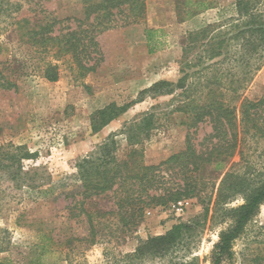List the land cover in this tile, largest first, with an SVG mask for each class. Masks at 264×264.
<instances>
[{
    "label": "trees",
    "instance_id": "16d2710c",
    "mask_svg": "<svg viewBox=\"0 0 264 264\" xmlns=\"http://www.w3.org/2000/svg\"><path fill=\"white\" fill-rule=\"evenodd\" d=\"M147 1L87 0L85 17L74 20L75 28L67 25L57 29L63 22L46 17L41 25L27 26L28 19L16 23L21 39H26L31 47L46 57L55 51L57 63L43 60L46 80L58 81V61L66 57H70L81 77H85L96 73L104 62L99 37L119 27L144 24ZM177 1L179 16L186 14L188 19L216 4V0ZM236 10L237 15L227 25L212 24L189 33L176 83L163 80L143 92L157 97L172 96L171 102L177 104L173 111L186 118L188 133L183 151L157 164L147 163L142 144L150 139L155 128L157 108L153 107L123 131L128 136V148L123 154L114 134L77 162L73 176L77 186L65 194V199L71 200L67 219L80 220L89 227V234L81 241L87 240L88 245L94 246L101 239L125 240L137 231L148 210L198 199L203 205L204 222L211 214L214 222L229 223L210 252V264L235 261L236 242L264 205V153L259 159H252L256 155L252 146L264 144V97L257 102L243 98L254 75L264 68V13L244 0L237 1ZM160 33L156 29L145 32L151 54L162 47V40L156 38ZM0 77L1 87L17 88L1 72ZM84 89L90 94V87L84 85ZM127 110L128 106L112 104L96 111L91 117L92 132H100ZM204 123L211 125L212 132L196 145L195 134ZM35 157V153L23 146L0 148V171L6 176L9 190L20 192L25 186L39 184L24 168L25 162ZM236 157L239 161L233 162ZM103 198L114 200V210H88V204ZM239 199L243 203L234 206ZM101 225L104 227L100 228ZM102 229L107 233L98 237ZM194 229L193 224L179 223L163 234L149 235L140 239L134 252L122 254L112 264H144L164 259L187 246ZM9 236L7 229L0 228V256L12 251ZM44 238L46 242L42 239L36 244L41 252L33 264H41V257L51 252L55 244L48 235ZM72 242L70 237L68 243ZM248 262L264 264V246ZM0 264L15 263L5 257L0 258Z\"/></svg>",
    "mask_w": 264,
    "mask_h": 264
},
{
    "label": "rangeland",
    "instance_id": "374dc122",
    "mask_svg": "<svg viewBox=\"0 0 264 264\" xmlns=\"http://www.w3.org/2000/svg\"><path fill=\"white\" fill-rule=\"evenodd\" d=\"M86 1L0 0V72L17 85V88L5 89L0 82V148L23 146L35 153L36 157L27 160L24 168L39 182L35 187L25 186L20 192L9 190L6 176L0 171V228L10 232L12 243L10 254L0 258H10L15 264H33L41 252L36 244L48 235L55 244L51 252L41 257V264H112L122 254L134 252L140 239L163 234L174 225L185 223L195 228L190 234V243L164 259L144 264H210V252L229 223L218 224L211 219V214L204 222L203 205L198 199L148 210L137 231L125 240L101 239L90 246L87 240L81 241L89 234V227L80 220L67 219L71 200H66L65 194L77 186L73 176L81 158L114 134L123 154L128 148V136L123 131L153 107L157 108L155 128L150 139L142 144L147 163L157 164L185 149L186 118L173 111L177 104L171 102L172 96L157 97L143 92L163 80L176 83L189 33L212 24L227 25L237 15L239 0H216L214 8L189 19L186 14L179 16L177 0H149L144 24L119 27L99 37L104 62L96 73L81 77L77 65L66 57L58 61V81L50 82L43 77V60L57 63L55 51L46 57L31 47L26 39H21L16 22L28 19L27 26H33L49 18L63 22L57 29L67 25L75 28L74 20L85 17ZM244 1L264 13V0ZM147 29L162 31L156 37L162 40V47L152 54L145 34ZM84 85L90 87V94ZM263 97L264 68L254 75L243 92V98L251 101L257 102ZM112 104L128 106V110L100 132L93 133L92 115ZM211 132L210 124H201L194 137L195 144L200 145ZM252 147L256 154L252 159H259L264 153V144ZM238 161L237 157L233 159ZM242 203L239 199L233 205ZM87 207L89 211H112L114 200H93ZM199 222L201 225H195ZM105 233L102 229L98 237H104ZM70 237H73L71 244ZM263 246L264 205L236 242V259L230 264H248Z\"/></svg>",
    "mask_w": 264,
    "mask_h": 264
}]
</instances>
